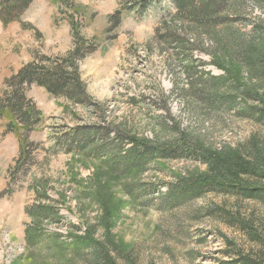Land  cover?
<instances>
[{"label": "rangeland", "instance_id": "374dc122", "mask_svg": "<svg viewBox=\"0 0 264 264\" xmlns=\"http://www.w3.org/2000/svg\"><path fill=\"white\" fill-rule=\"evenodd\" d=\"M71 1L82 10L76 15L80 33L87 39L96 38L98 43L79 64L90 102L74 105L30 86L26 96L41 111L43 123L28 135L39 147L18 169V136L5 134L7 120L0 117V264H95L89 248L78 252L61 245L72 244L75 237L86 234L129 256L117 258L116 264H224L221 252L225 243L219 234L239 244L244 240L241 234L210 217H194L197 208L211 201L219 203L221 198L207 195L182 206L160 205L166 183L204 170V166L167 160L158 161L147 173L120 174L109 169L108 157L50 148L72 128L109 130L107 139L124 133L153 140L163 137V123L200 135L207 145L217 148L242 142L254 126L234 114H207L199 103H184L173 93L178 82L185 87V80L179 68L171 66L152 43L161 15L174 11L168 0L136 15L124 13L115 30L108 17L118 9L117 0ZM63 9L55 0H32L20 23L3 25L0 20V95L5 79L29 62L34 53L55 57L71 49ZM253 15L264 19V6L255 9ZM192 55L205 64H196L197 70L222 75L210 65L208 54ZM143 185L156 191L152 189L154 193L138 199L135 188ZM40 204L53 206L60 222L27 214V207ZM33 226L41 230V237L31 246L26 229Z\"/></svg>", "mask_w": 264, "mask_h": 264}, {"label": "trees", "instance_id": "16d2710c", "mask_svg": "<svg viewBox=\"0 0 264 264\" xmlns=\"http://www.w3.org/2000/svg\"><path fill=\"white\" fill-rule=\"evenodd\" d=\"M32 0H1L0 20L3 25L19 22ZM64 9L70 27L72 47L62 56H47L36 52L4 81L0 95V117L7 120L5 134L16 133L20 147L18 169L31 158L36 144L28 135L43 123L41 111L26 96L30 86L44 89L54 98L86 106L90 102L79 64L98 47L96 38H85L76 20L81 8L71 0H55ZM163 0H117L118 9L108 17L112 29L121 24L124 13L138 14ZM174 11H165L154 29L152 43L159 48L169 64L179 68L185 87L178 82L175 93L184 103H199L207 114H234L252 123L253 131L242 142L213 148L200 135L181 131L163 123V137L138 139L118 133L111 139L106 133L87 127L72 128L61 135L50 149L82 152L89 157L107 158L114 173H147L158 161L187 160L204 166L175 177L166 183L160 194V205L182 206L213 195L223 201L208 202L197 208L194 217L210 219L234 229L244 239L241 244L223 234L221 252L224 264H264V19L253 15L263 7L264 0H168ZM24 26V25H23ZM27 26V25H26ZM249 26L245 31L244 27ZM206 46V47H205ZM193 52L210 56V65L222 75L212 76L197 70L203 62L193 58ZM198 61V62H197ZM197 62V63H196ZM180 81V80H179ZM168 136V138H167ZM166 137V139H165ZM106 138V139H105ZM98 141H103L99 142ZM156 191L155 188H152ZM152 189L135 188L136 198L154 193ZM145 203H149L145 201ZM28 215L60 222L53 206L40 204L26 208ZM78 231L79 228L70 225ZM41 230L26 229V240L38 244ZM72 246L82 251L89 248L93 263L116 264L125 253L106 242L91 240L90 235L75 237Z\"/></svg>", "mask_w": 264, "mask_h": 264}]
</instances>
